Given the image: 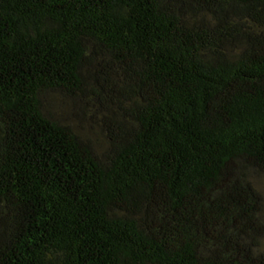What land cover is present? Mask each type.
Returning <instances> with one entry per match:
<instances>
[{
    "label": "trees",
    "instance_id": "16d2710c",
    "mask_svg": "<svg viewBox=\"0 0 264 264\" xmlns=\"http://www.w3.org/2000/svg\"><path fill=\"white\" fill-rule=\"evenodd\" d=\"M264 0H0V264H264Z\"/></svg>",
    "mask_w": 264,
    "mask_h": 264
},
{
    "label": "rangeland",
    "instance_id": "374dc122",
    "mask_svg": "<svg viewBox=\"0 0 264 264\" xmlns=\"http://www.w3.org/2000/svg\"><path fill=\"white\" fill-rule=\"evenodd\" d=\"M256 186L264 194V178L259 179L256 182Z\"/></svg>",
    "mask_w": 264,
    "mask_h": 264
}]
</instances>
